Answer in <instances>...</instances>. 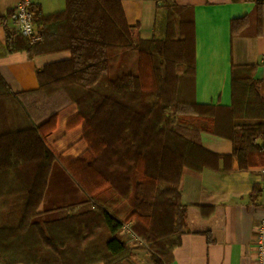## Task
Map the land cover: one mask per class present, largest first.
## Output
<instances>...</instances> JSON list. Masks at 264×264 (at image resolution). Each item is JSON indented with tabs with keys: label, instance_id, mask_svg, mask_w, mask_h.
Instances as JSON below:
<instances>
[{
	"label": "trees",
	"instance_id": "16d2710c",
	"mask_svg": "<svg viewBox=\"0 0 264 264\" xmlns=\"http://www.w3.org/2000/svg\"><path fill=\"white\" fill-rule=\"evenodd\" d=\"M231 19V34L263 33L262 7ZM41 39L16 34L8 44L29 57L68 50L66 59L36 69V89L13 92L0 74L1 264H122L132 250L122 228L147 246L155 264L173 262L183 233L204 234L222 220L225 203L182 200L185 168L232 170L264 166V97L257 65H232L231 104L195 96L194 9L168 7L166 33L144 38L128 22L121 0H66L52 14L32 7ZM11 36L8 33V37ZM63 92L76 111L65 133L81 128L86 148L65 155L48 140L58 111L36 120L26 97ZM242 121V122H240ZM202 131L228 138L231 153L200 142ZM54 162L86 195L92 208L40 220ZM263 191L255 184L249 197ZM103 194V200L95 199ZM113 203L114 208L109 207Z\"/></svg>",
	"mask_w": 264,
	"mask_h": 264
},
{
	"label": "crops",
	"instance_id": "0c3cea01",
	"mask_svg": "<svg viewBox=\"0 0 264 264\" xmlns=\"http://www.w3.org/2000/svg\"><path fill=\"white\" fill-rule=\"evenodd\" d=\"M20 0H0V74L13 92L36 89L39 86L36 69L46 63L66 59L68 50H59L28 56L22 49L8 44L15 31L13 10ZM128 22L138 25L144 38H162L166 33L168 7L190 5L195 18L196 80L195 96L200 103L231 104L232 65L255 64L260 92L264 97V5L262 7L263 33H254L255 24L246 34H231L232 18L251 14L258 1L264 0H121ZM66 0H32V7L52 14L64 10ZM8 33L11 35L8 37ZM28 107L36 120L58 111L57 127L48 135L49 142L65 155L76 156L86 148L81 139V128L65 133L66 119L76 111L63 92L53 96L26 97ZM242 122V121H240ZM201 144L211 151L232 152L230 139L205 131L200 133ZM204 168L195 171L185 168L180 188L182 200L190 204L225 203L222 220L212 227L211 240L204 234L183 233L181 244L174 249L175 264H255L254 238L257 224L264 216V181L261 167L239 169L237 160L232 170ZM255 184H261L262 193L252 199L249 194ZM62 166L52 165L48 187L39 209L44 212L39 219L48 220L67 214L66 209L56 208L78 204L75 212L92 208V203ZM122 231L127 235L132 254L122 264H155L143 241L138 239L126 224ZM1 264V262H0ZM24 264V263H16ZM93 264H104L97 262Z\"/></svg>",
	"mask_w": 264,
	"mask_h": 264
},
{
	"label": "built area",
	"instance_id": "2783aa9c",
	"mask_svg": "<svg viewBox=\"0 0 264 264\" xmlns=\"http://www.w3.org/2000/svg\"><path fill=\"white\" fill-rule=\"evenodd\" d=\"M13 20L15 31L22 36L29 37L32 41L41 39L39 30L36 28L33 20L32 0H20L13 10ZM262 180L264 181V166L261 167ZM254 263L264 264V216L257 224V230L254 238ZM165 264H175L167 262Z\"/></svg>",
	"mask_w": 264,
	"mask_h": 264
},
{
	"label": "rangeland",
	"instance_id": "374dc122",
	"mask_svg": "<svg viewBox=\"0 0 264 264\" xmlns=\"http://www.w3.org/2000/svg\"><path fill=\"white\" fill-rule=\"evenodd\" d=\"M103 194L104 193H102V194H100V195H97L96 197H95V199L96 200H98V201H102L104 198H103ZM109 207H111V208H114V204L112 203L111 205L109 204V203H106Z\"/></svg>",
	"mask_w": 264,
	"mask_h": 264
}]
</instances>
